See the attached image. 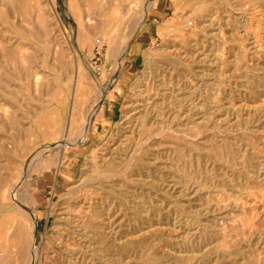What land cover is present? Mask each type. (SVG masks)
I'll return each instance as SVG.
<instances>
[{
  "label": "rangeland",
  "instance_id": "374dc122",
  "mask_svg": "<svg viewBox=\"0 0 264 264\" xmlns=\"http://www.w3.org/2000/svg\"><path fill=\"white\" fill-rule=\"evenodd\" d=\"M149 1L0 0V264L30 263L33 215L39 264H69L62 214L85 198L82 264H264V0ZM145 82L163 117L130 134ZM108 213L117 241L90 225Z\"/></svg>",
  "mask_w": 264,
  "mask_h": 264
},
{
  "label": "bare ground",
  "instance_id": "6f19581e",
  "mask_svg": "<svg viewBox=\"0 0 264 264\" xmlns=\"http://www.w3.org/2000/svg\"><path fill=\"white\" fill-rule=\"evenodd\" d=\"M153 4V0H150L147 4V8H146V11L150 8V6H152ZM256 6V5H255ZM147 13V12H146ZM262 13V12H260ZM264 13V12H263ZM241 15V14H240ZM254 15V14H253ZM258 15V14H257ZM262 15V14H261ZM147 14H144L142 19H141V22L138 23V29L140 30V28L142 27V24L143 22L146 20V17ZM243 16V15H242ZM218 17V16H216ZM245 17V16H244ZM264 17V16H263ZM251 19V17L249 18ZM213 20V19H212ZM237 20V19H236ZM245 21V20H244ZM251 21V20H250ZM261 21V20H260ZM212 22V21H211ZM252 22V21H251ZM259 23V22H258ZM257 23V24H258ZM256 29V28H255ZM260 31V30H259ZM242 34V33H241ZM253 35V34H252ZM254 36V35H253ZM256 38V36H254ZM258 37V36H257ZM264 37V36H262ZM259 40V38H256ZM254 40V38H253ZM252 40V41H253ZM262 41V40H261ZM264 42V41H263ZM249 43V42H248ZM259 43V42H258ZM257 43V44H258ZM250 44V43H249ZM263 45V44H262ZM259 46V44H258ZM257 46V47H258ZM250 47V46H249ZM256 47V46H255ZM263 47V46H261ZM264 49V48H262ZM254 50V49H253ZM256 50V49H255ZM249 51V50H248ZM252 51V49H251ZM258 52V51H256ZM249 53V52H247ZM205 54V53H204ZM250 54V53H249ZM248 54V55H249ZM256 54V53H255ZM254 54V55H255ZM248 57V56H247ZM257 57V56H256ZM255 57V58H256ZM197 61V60H196ZM121 64V63H120ZM120 66V65H119ZM254 66V65H253ZM143 82V81H142ZM159 82V81H158ZM154 83V82H153ZM187 84V83H186ZM141 86L138 87V89L136 90V92H134L133 96L131 97V101L127 104V106L125 107V115H124V121L127 122L128 124V129H129V133L130 134H133L135 132V130H140L142 127H144L145 125L149 124L150 126L151 125H154L155 122L157 121V119L159 118V116L163 117L162 115H158L156 118V116H153L152 113L159 107V102L160 100L163 98H161L160 96V93L158 92L157 94H153V90L150 89L149 87V84L148 83H142L140 84ZM151 85V84H150ZM159 85V84H158ZM194 85V84H193ZM179 86V85H178ZM185 86V84H184ZM212 86V85H211ZM161 87V86H159ZM176 87V86H175ZM186 87V86H185ZM196 87V86H195ZM213 87V86H212ZM163 88V86H162ZM181 88V87H180ZM161 89V88H160ZM158 89V90H160ZM174 89V87H173ZM190 89V88H189ZM188 89V90H189ZM169 90V89H168ZM182 90V89H181ZM196 90V89H195ZM161 92V91H160ZM166 93L167 90L165 91ZM171 92V91H170ZM168 93L169 95L171 93ZM176 92V91H175ZM210 93V92H209ZM162 95V94H161ZM172 95V94H171ZM179 95V94H178ZM160 96V97H159ZM177 96V95H176ZM220 96V95H219ZM165 97V96H164ZM170 97V96H169ZM168 97V98H169ZM206 98V97H205ZM165 99V98H164ZM163 99V101H164ZM167 99V98H166ZM165 99V100H166ZM159 101V102H158ZM169 101V100H168ZM169 103V102H168ZM182 104V103H181ZM196 105V104H195ZM166 106V105H165ZM175 106V104H174ZM178 106V105H177ZM182 106V105H181ZM169 107V106H168ZM171 107V106H170ZM179 107V106H178ZM172 108V107H171ZM176 109V107H173ZM236 108V107H235ZM249 108V107H248ZM153 109V110H152ZM160 109V108H159ZM152 110V111H151ZM161 110V109H160ZM171 110V109H170ZM174 111V110H173ZM182 111H183V108H182ZM248 111V110H247ZM249 111H252V110H249ZM159 112V111H158ZM166 112V111H165ZM181 112V111H180ZM185 112V111H184ZM183 112V113H184ZM161 113V112H160ZM173 113V112H172ZM170 113V111L167 113L168 116L170 118H172L171 122H172V125L173 127L174 126H179L178 125V122L180 123L179 119H180V115H176L174 116V114ZM251 113V112H250ZM256 113V112H255ZM180 114V113H179ZM198 115V114H197ZM258 115V114H257ZM184 116V115H183ZM190 116V115H189ZM188 116V119H190V117ZM227 116V115H226ZM239 116V115H238ZM186 117V116H185ZM253 117V116H252ZM182 118V117H181ZM192 118V116H191ZM256 118V117H255ZM160 119V118H159ZM158 119V120H159ZM163 119V118H162ZM165 119V117H164ZM153 120V121H152ZM183 120V118H182ZM167 121V120H166ZM166 121L164 120V122L166 123ZM192 121V120H191ZM257 121V120H256ZM184 122H187V121H184ZM190 122V120H189ZM188 122V124H189ZM194 122V120L192 121ZM183 123V122H182ZM157 124V123H156ZM167 124V123H166ZM199 124V123H198ZM182 125V124H181ZM253 126V125H252ZM162 127V126H161ZM173 127H169L168 125L167 126H164L162 129L163 131L167 130H171L173 129ZM151 129V128H150ZM161 129V128H160ZM179 129V128H176V130ZM138 130V131H139ZM144 130V129H143ZM175 130V129H174ZM137 131V133H138ZM166 131V132H167ZM173 131V130H172ZM88 133H89V130L88 128H84L82 130V132L80 133L79 135V140H82V139H85L87 136H88ZM184 135V134H183ZM135 136V135H134ZM130 137V136H129ZM142 137V136H141ZM128 139V138H126ZM61 143H63V145L67 146L69 143H68V139H64V141H62ZM128 143V142H127ZM59 144V143H58ZM107 145V144H106ZM127 145V144H126ZM64 146V147H65ZM109 146V145H108ZM112 146V145H111ZM113 146L114 143H113ZM123 142H120L117 147H113L110 149V151L108 152H104L101 156L97 157L95 154L92 155V162L95 166L96 169L100 170L102 169L104 166H107L108 164H110L111 162L117 160L115 159L112 155L114 154V152L116 153V151H119L122 147H123ZM136 148V146L134 147ZM107 150V149H106ZM135 150V149H134ZM103 151V150H102ZM132 151V150H131ZM136 152V151H134ZM44 153V150L42 148H39L37 149L30 157L29 159H27L28 161L26 163H24L23 167H24V171L21 173L20 177H19V180L17 182V185L16 187L14 188L13 190V195L11 196L10 200L13 202L11 204V206L7 209L8 210H11L12 212L16 209H21L20 206H23V207H26L25 205L21 204L18 200H17V196H18V193L20 191V188L22 187V184H23V181L25 180V178L27 177V175L29 174L31 168H32V164L34 163V161L38 160L41 158V156L43 155ZM133 153V152H132ZM114 156L116 157V155L114 154ZM131 157V155H130ZM122 158V157H121ZM137 158V157H136ZM150 158V157H149ZM124 160V159H123ZM119 161V159H118ZM117 161V162H118ZM155 161V160H154ZM152 164V163H151ZM82 166V165H81ZM75 171V170H74ZM85 171V169H84ZM83 174V173H82ZM109 174V173H108ZM139 176V175H138ZM117 178V177H116ZM96 179V178H95ZM103 180V179H102ZM114 180V179H112ZM139 180V179H138ZM150 180V179H149ZM68 182V181H67ZM86 182V179H85V175H82V177L80 176V179L78 181V185H73L72 187H70V192L71 194L72 193H76L78 192L79 190H82V188L85 186ZM98 183V181H97ZM156 183V182H155ZM95 185V184H94ZM111 185V184H110ZM181 185V184H179ZM125 188V187H124ZM92 190V189H91ZM81 192V191H80ZM126 192V191H125ZM56 193V192H55ZM119 193V192H118ZM21 194V193H20ZM74 195V194H73ZM95 195V194H94ZM96 196V195H95ZM101 196V195H100ZM119 197V196H118ZM121 197V196H120ZM19 198V197H18ZM90 198V197H89ZM102 198V197H101ZM60 199V198H59ZM62 199V198H61ZM88 199H84L83 201L80 202V206L79 207H74V208H71L70 211H69V214H68V209H67V213H64V215L62 214V219L66 222V225L65 226V230H64V233L61 235H59V237L61 236V247L63 249V251L65 252L67 258L66 260H68V258L70 259L68 262L69 264H82L80 262V259H83L81 258V254H79V247H77V245L73 242L74 239H80V238H89V234L88 233L89 231H87V219H91L89 218V215L90 213H93L91 212V204L88 203L87 201ZM96 200V199H95ZM94 200V201H95ZM100 200V199H99ZM127 200V199H126ZM90 202V201H89ZM19 203V205L17 204ZM94 204V203H93ZM69 205V204H68ZM95 205V204H94ZM102 205V204H101ZM136 205V204H135ZM64 206V205H63ZM112 207V206H111ZM136 207V206H135ZM104 208V207H103ZM93 211V210H92ZM105 211V210H104ZM32 212V211H31ZM66 212V210L64 211ZM100 213V212H98ZM66 214V215H65ZM106 214V212H105ZM60 216V214H59ZM91 216V215H90ZM93 217V216H92ZM95 217V218H94ZM93 219H92V224L91 227L93 230H97V231H100L102 236H105V237H108L109 239H113L114 241H117L119 239H117L116 235L117 233H115L114 229H113V224H112V221H111V216L110 214L108 213L106 216H94ZM37 218L38 216L36 217L35 215H33L31 221H29L30 225H29V229L31 230L32 232V235L31 237L33 238L32 239V243H31V261L29 264H39V256L37 254V247H36V229H37ZM60 219V218H59ZM61 219V220H62ZM62 220V221H63ZM64 222V223H65ZM90 222V221H88ZM90 222V223H91ZM117 224V223H116ZM89 225V226H90ZM11 230V229H10ZM140 230V229H139ZM141 232V231H139ZM97 233V232H95ZM99 233V232H98ZM94 234V233H93ZM130 234H126L125 235V238H127L126 240V245H130L131 244V239H130ZM58 237V236H57ZM98 237V236H97ZM133 237V236H132ZM135 237V236H134ZM108 239V240H109ZM54 240V239H53ZM80 241V240H79ZM86 241V240H85ZM124 241V240H123ZM58 242V241H57ZM107 244V243H106ZM87 247V246H86ZM57 252V251H56ZM102 252V251H101ZM93 253V252H92ZM95 253V252H94ZM69 255V256H68ZM90 255V254H89ZM92 255V254H91ZM102 257V256H101ZM106 257V256H105ZM86 258V257H85ZM107 258V257H106ZM72 260V261H71ZM105 260V259H104ZM107 260V259H106ZM84 262V260H83ZM68 264V263H67ZM101 264V262H100Z\"/></svg>",
  "mask_w": 264,
  "mask_h": 264
},
{
  "label": "water",
  "instance_id": "95a60500",
  "mask_svg": "<svg viewBox=\"0 0 264 264\" xmlns=\"http://www.w3.org/2000/svg\"><path fill=\"white\" fill-rule=\"evenodd\" d=\"M36 237H37V234H36Z\"/></svg>",
  "mask_w": 264,
  "mask_h": 264
}]
</instances>
